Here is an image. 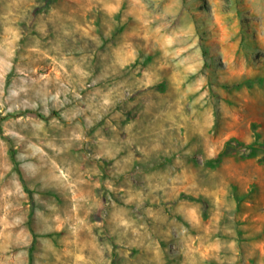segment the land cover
<instances>
[{"label":"rangeland","instance_id":"1","mask_svg":"<svg viewBox=\"0 0 264 264\" xmlns=\"http://www.w3.org/2000/svg\"><path fill=\"white\" fill-rule=\"evenodd\" d=\"M0 264H264V0H0Z\"/></svg>","mask_w":264,"mask_h":264},{"label":"trees","instance_id":"2","mask_svg":"<svg viewBox=\"0 0 264 264\" xmlns=\"http://www.w3.org/2000/svg\"><path fill=\"white\" fill-rule=\"evenodd\" d=\"M254 146H257V145H255V144H253Z\"/></svg>","mask_w":264,"mask_h":264}]
</instances>
